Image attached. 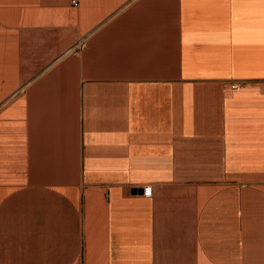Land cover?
<instances>
[{
	"label": "crops",
	"instance_id": "crops-1",
	"mask_svg": "<svg viewBox=\"0 0 264 264\" xmlns=\"http://www.w3.org/2000/svg\"><path fill=\"white\" fill-rule=\"evenodd\" d=\"M0 264H264V0H0Z\"/></svg>",
	"mask_w": 264,
	"mask_h": 264
},
{
	"label": "built area",
	"instance_id": "built-area-1",
	"mask_svg": "<svg viewBox=\"0 0 264 264\" xmlns=\"http://www.w3.org/2000/svg\"><path fill=\"white\" fill-rule=\"evenodd\" d=\"M233 86L236 87V85H233ZM143 194L145 196H151V194H152V187H151V185H146V186L143 187Z\"/></svg>",
	"mask_w": 264,
	"mask_h": 264
}]
</instances>
